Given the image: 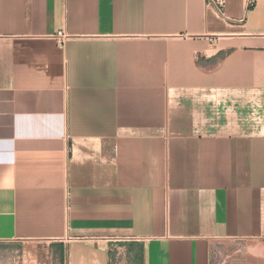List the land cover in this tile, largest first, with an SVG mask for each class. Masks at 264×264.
Segmentation results:
<instances>
[{"label":"crops","instance_id":"obj_1","mask_svg":"<svg viewBox=\"0 0 264 264\" xmlns=\"http://www.w3.org/2000/svg\"><path fill=\"white\" fill-rule=\"evenodd\" d=\"M32 241L264 264V0H0V243Z\"/></svg>","mask_w":264,"mask_h":264},{"label":"rangeland","instance_id":"obj_2","mask_svg":"<svg viewBox=\"0 0 264 264\" xmlns=\"http://www.w3.org/2000/svg\"><path fill=\"white\" fill-rule=\"evenodd\" d=\"M112 264H131L125 254L114 251ZM57 244L44 242L0 243V264H63ZM118 255V256H117Z\"/></svg>","mask_w":264,"mask_h":264},{"label":"built area","instance_id":"obj_3","mask_svg":"<svg viewBox=\"0 0 264 264\" xmlns=\"http://www.w3.org/2000/svg\"><path fill=\"white\" fill-rule=\"evenodd\" d=\"M208 6L214 7L221 15H224V10L226 6V0H206ZM57 39L60 44H64L67 39L63 33L59 34Z\"/></svg>","mask_w":264,"mask_h":264}]
</instances>
